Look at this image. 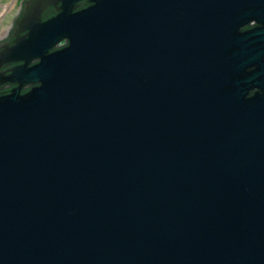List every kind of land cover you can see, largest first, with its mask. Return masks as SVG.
I'll return each instance as SVG.
<instances>
[{
  "label": "water",
  "instance_id": "water-1",
  "mask_svg": "<svg viewBox=\"0 0 264 264\" xmlns=\"http://www.w3.org/2000/svg\"><path fill=\"white\" fill-rule=\"evenodd\" d=\"M9 40L0 264H264V0H26Z\"/></svg>",
  "mask_w": 264,
  "mask_h": 264
},
{
  "label": "flooded vegetation",
  "instance_id": "flooded-vegetation-1",
  "mask_svg": "<svg viewBox=\"0 0 264 264\" xmlns=\"http://www.w3.org/2000/svg\"><path fill=\"white\" fill-rule=\"evenodd\" d=\"M24 1H26V0H17V10H16L15 14L11 17V20H10L11 22H9V24L3 23V24H5V26H1L2 23L0 22V32H2V35H0V43L5 42V41H10L9 37L11 35V25L14 22L15 18L17 17L18 12H19L20 7H21V4ZM7 9H10V6L7 7ZM7 9H5V11H7ZM4 14L5 13L1 14L0 17H4ZM47 14H48V16H51V9L47 12ZM1 21H3V18L1 19ZM66 45H67V41L62 40L56 46H54L52 51L59 50ZM38 61H39V59H33L31 61L30 65H34ZM12 66H14V64H6L1 70H6ZM11 87H13V86H11L10 84H4L3 86L0 87V92H5V91L9 90ZM30 87H31L30 85H27L24 87V90H27Z\"/></svg>",
  "mask_w": 264,
  "mask_h": 264
},
{
  "label": "rangeland",
  "instance_id": "rangeland-1",
  "mask_svg": "<svg viewBox=\"0 0 264 264\" xmlns=\"http://www.w3.org/2000/svg\"><path fill=\"white\" fill-rule=\"evenodd\" d=\"M9 6L10 9H7ZM5 9H7V11H5ZM16 10L17 0H0V15L5 13L4 17H0V22L2 23L1 26H5L3 23L9 24V22H11V17L15 14ZM2 18L3 21H1ZM0 35H2V32H0Z\"/></svg>",
  "mask_w": 264,
  "mask_h": 264
}]
</instances>
